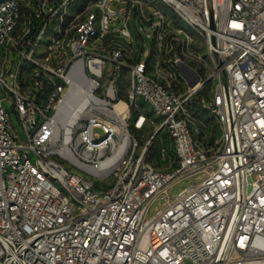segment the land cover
<instances>
[{
    "label": "built area",
    "instance_id": "obj_1",
    "mask_svg": "<svg viewBox=\"0 0 264 264\" xmlns=\"http://www.w3.org/2000/svg\"><path fill=\"white\" fill-rule=\"evenodd\" d=\"M0 264H264V0H0Z\"/></svg>",
    "mask_w": 264,
    "mask_h": 264
},
{
    "label": "rangeland",
    "instance_id": "obj_2",
    "mask_svg": "<svg viewBox=\"0 0 264 264\" xmlns=\"http://www.w3.org/2000/svg\"><path fill=\"white\" fill-rule=\"evenodd\" d=\"M142 1H147V0H142ZM148 1H155V0H148ZM159 8L164 11V12H169L168 8L166 7V5L162 4V3H158ZM110 8L112 10H114L115 12H119L121 9L125 10L127 8L126 4H121V3H111L110 4ZM131 32L133 34H136L134 27L131 28ZM100 134V133H98ZM101 136V135H100ZM34 161L36 160L33 159ZM196 179L195 178H189L183 181H180L178 183H175L170 189L169 192L167 194V196H165V198L162 199H158L154 202V204L152 205V207L150 208L148 217L153 216L158 210L162 209L165 206L166 201H171L174 202L175 198L182 193L184 190L190 188L194 183H195Z\"/></svg>",
    "mask_w": 264,
    "mask_h": 264
}]
</instances>
